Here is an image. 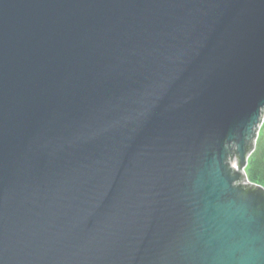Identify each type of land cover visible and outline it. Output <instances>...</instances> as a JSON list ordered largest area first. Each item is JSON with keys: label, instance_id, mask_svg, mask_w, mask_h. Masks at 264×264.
Instances as JSON below:
<instances>
[{"label": "water", "instance_id": "water-1", "mask_svg": "<svg viewBox=\"0 0 264 264\" xmlns=\"http://www.w3.org/2000/svg\"><path fill=\"white\" fill-rule=\"evenodd\" d=\"M264 0H0V264H264Z\"/></svg>", "mask_w": 264, "mask_h": 264}, {"label": "trees", "instance_id": "trees-1", "mask_svg": "<svg viewBox=\"0 0 264 264\" xmlns=\"http://www.w3.org/2000/svg\"><path fill=\"white\" fill-rule=\"evenodd\" d=\"M251 182L264 187V136L260 134L257 149L249 159L246 169Z\"/></svg>", "mask_w": 264, "mask_h": 264}, {"label": "rangeland", "instance_id": "rangeland-1", "mask_svg": "<svg viewBox=\"0 0 264 264\" xmlns=\"http://www.w3.org/2000/svg\"><path fill=\"white\" fill-rule=\"evenodd\" d=\"M260 134H262L264 136V122H263V125L261 127Z\"/></svg>", "mask_w": 264, "mask_h": 264}]
</instances>
